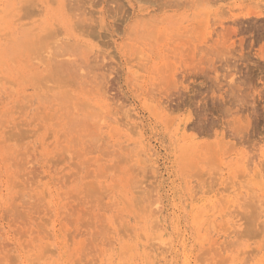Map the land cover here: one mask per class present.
<instances>
[{
  "label": "rangeland",
  "instance_id": "obj_1",
  "mask_svg": "<svg viewBox=\"0 0 264 264\" xmlns=\"http://www.w3.org/2000/svg\"><path fill=\"white\" fill-rule=\"evenodd\" d=\"M0 264H264V0H0Z\"/></svg>",
  "mask_w": 264,
  "mask_h": 264
},
{
  "label": "bare ground",
  "instance_id": "obj_2",
  "mask_svg": "<svg viewBox=\"0 0 264 264\" xmlns=\"http://www.w3.org/2000/svg\"><path fill=\"white\" fill-rule=\"evenodd\" d=\"M24 1V0H23Z\"/></svg>",
  "mask_w": 264,
  "mask_h": 264
}]
</instances>
